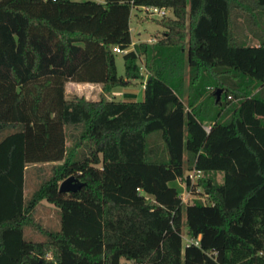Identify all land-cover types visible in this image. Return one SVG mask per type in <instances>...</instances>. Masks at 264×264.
Listing matches in <instances>:
<instances>
[{
	"label": "trees",
	"instance_id": "trees-1",
	"mask_svg": "<svg viewBox=\"0 0 264 264\" xmlns=\"http://www.w3.org/2000/svg\"><path fill=\"white\" fill-rule=\"evenodd\" d=\"M143 7L174 15L153 43L133 42ZM115 47L137 55L124 77ZM139 59L144 100L106 99L144 80ZM69 82L103 97L67 99ZM0 131V264H264V0H0ZM57 162L26 201L27 168ZM43 201L59 231L36 222Z\"/></svg>",
	"mask_w": 264,
	"mask_h": 264
},
{
	"label": "rangeland",
	"instance_id": "rangeland-1",
	"mask_svg": "<svg viewBox=\"0 0 264 264\" xmlns=\"http://www.w3.org/2000/svg\"><path fill=\"white\" fill-rule=\"evenodd\" d=\"M73 1H84V0H73ZM168 17L173 18L174 15L172 11L168 12ZM161 20L158 16H149L142 9H134L132 11L131 16V28L133 29L132 38L134 43L138 42H149V40H158L162 37V33L165 29L160 26L157 21ZM257 41L252 39L251 42H248V45H256ZM136 57L134 50L131 49L128 54H117L116 55V64H117V72L121 77L125 76V63L127 60ZM140 65L142 66V72L145 75L144 80H134L132 85L127 87H117L115 88L111 94L105 95L108 100L115 101H143L144 94V83L147 78V74L145 72L144 60H138ZM186 87L188 86L189 77H188V67L186 69ZM131 95V97H128ZM137 95V97H136ZM66 96L67 99H72L75 96H83L88 100L99 101L103 97V91L101 85H93V84H79L69 82L66 85ZM133 96V97H132ZM9 132L8 131H0V140L4 138ZM67 133V146L70 150L74 148L76 141L73 139V135L79 136V132L74 131L73 128H66ZM79 147L76 149L77 156L75 159H80L82 157L83 151L86 149L85 142H78ZM64 162H57L52 164H35L30 167L26 173L25 178V200L28 201L33 192L45 181L47 180L52 173V168L54 165H61ZM221 180V177H218ZM223 180V178H222ZM221 180V182H222ZM171 187L176 188L180 195L182 196L184 205L192 204L199 196L196 194H191L186 190V185L177 180L173 181L169 184ZM204 202H206V198H202ZM36 222L45 229H49L52 231H59L61 229V211L56 206L50 204L47 201L41 202L35 212ZM183 241L184 246L190 243V238L187 236V228L184 227L183 230ZM25 239L33 240L36 242L43 241L45 236L33 229L28 228L25 230Z\"/></svg>",
	"mask_w": 264,
	"mask_h": 264
},
{
	"label": "built area",
	"instance_id": "built-area-1",
	"mask_svg": "<svg viewBox=\"0 0 264 264\" xmlns=\"http://www.w3.org/2000/svg\"><path fill=\"white\" fill-rule=\"evenodd\" d=\"M94 1H97V2H104V0H94ZM142 10H144L149 16H158L160 17L161 19L162 18H165V17H168V12L169 10L165 9V8H158V7H143L141 8ZM131 32H133V29L131 28ZM154 40H149V43H153ZM114 52L117 53V54H128L130 50H122L121 48L119 47H115L114 49ZM207 130H209L207 128ZM199 175L201 174V172L198 173ZM195 172L191 173L189 176H190V179L192 180L193 184L196 183V180L198 178V176Z\"/></svg>",
	"mask_w": 264,
	"mask_h": 264
},
{
	"label": "water",
	"instance_id": "water-1",
	"mask_svg": "<svg viewBox=\"0 0 264 264\" xmlns=\"http://www.w3.org/2000/svg\"><path fill=\"white\" fill-rule=\"evenodd\" d=\"M220 91L218 92V98L220 97ZM84 183L77 176H70L60 184L59 191L61 193H75L82 189Z\"/></svg>",
	"mask_w": 264,
	"mask_h": 264
},
{
	"label": "crops",
	"instance_id": "crops-1",
	"mask_svg": "<svg viewBox=\"0 0 264 264\" xmlns=\"http://www.w3.org/2000/svg\"><path fill=\"white\" fill-rule=\"evenodd\" d=\"M128 97H131V95H129ZM133 97V96H132ZM136 97H137V95H136ZM30 167H32V165H30L28 168H27V171H28V169L30 168ZM27 173V172H26Z\"/></svg>",
	"mask_w": 264,
	"mask_h": 264
}]
</instances>
